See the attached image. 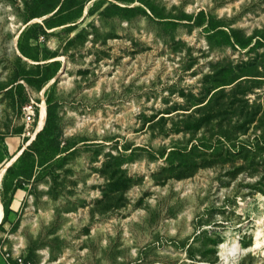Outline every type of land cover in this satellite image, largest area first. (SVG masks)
<instances>
[{
	"label": "rangeland",
	"instance_id": "374dc122",
	"mask_svg": "<svg viewBox=\"0 0 264 264\" xmlns=\"http://www.w3.org/2000/svg\"><path fill=\"white\" fill-rule=\"evenodd\" d=\"M11 162L14 257L225 264L239 242L229 264H264V0H0V173Z\"/></svg>",
	"mask_w": 264,
	"mask_h": 264
},
{
	"label": "trees",
	"instance_id": "16d2710c",
	"mask_svg": "<svg viewBox=\"0 0 264 264\" xmlns=\"http://www.w3.org/2000/svg\"><path fill=\"white\" fill-rule=\"evenodd\" d=\"M74 1H75L76 3L79 2V0H74ZM62 8H63V4H62V6L60 7V9L58 10V12L55 13V14L53 15V17H55V16H56V15L62 10ZM51 10H52V12H53L55 9H51ZM36 17H37V16H33V18H31V19H34V18H36ZM52 21H53L52 18L49 19V20H46V21H45V26H51L50 24L52 23ZM39 29H41V26H39V25L36 24V26H34L33 30L31 31V28H30V29L28 30V32H30V31H31V32H36V31L39 30ZM23 36H24V33L21 34V36H20V38H19L20 42L22 41ZM33 40L37 41V36H34V37H33ZM20 51H21V53L23 54V56H25V57H27V58H31V59H33L34 61H37L36 58H33V57L29 56V55H28V54H27V53L21 48V46H20ZM36 68H37V69H41V65H40V64L36 65ZM44 69H45V74L43 75V77H42L41 80H39V81L26 80L27 84H28L30 87H35V86L41 87V86H43L44 84H46L47 82H49L51 79L56 78L57 75L59 74V73H58V72H59V68L57 67V64H56V63H53V64L50 65V66H46V67H44ZM18 80H19V76L17 77L16 82H17ZM22 85H23V84H21V83L18 84V86H19L21 89H24ZM8 91H9V90H8ZM49 122H50L49 114H47V121H46L45 128L43 129L42 132H40V133L36 136V139L31 143L30 146H28V148H30L33 144H35V142H37V141L40 139V137L42 136V134L46 131ZM28 148H27V149H28ZM24 153H25V151L22 153V155H23ZM22 155H21V156H22ZM10 170H11V168L9 167V168L7 169L6 172H7V173L10 172ZM7 216H8V212H5V217H7Z\"/></svg>",
	"mask_w": 264,
	"mask_h": 264
},
{
	"label": "bare ground",
	"instance_id": "6f19581e",
	"mask_svg": "<svg viewBox=\"0 0 264 264\" xmlns=\"http://www.w3.org/2000/svg\"><path fill=\"white\" fill-rule=\"evenodd\" d=\"M39 21V20H38ZM35 22H37V21H35ZM44 123H45V110H44V108L42 109V112H41V114H40V117H39V119H38V122H37V127H36V130H35V133L32 135V140H34L35 139V137L40 133V132H42L43 131V129H44ZM38 132V133H37ZM21 153L22 152H19L18 153V155L13 159V161H15L20 155H21ZM13 162H11V163H9V165L8 166H6L3 170H2V172L0 173V178H1V176H2V174L3 173H5V171L7 170V168L8 167H10L11 166V164H12ZM1 221H2V213H1V211H0V223H1ZM262 231V230H261ZM261 231H259L258 233H257V237H256V239H255V243H254V245H253V249H252V252L253 251H256V250H259V249H262V247L264 246V240H262V242L260 241V238H261V236H262V233L263 232H261ZM238 241V240H237ZM239 242H235L234 244H233V246L232 247H230V248H228L226 245H222V247H221V256H222V258H224V260H225V264H229V261H230V259H232V260H237L239 257H241V256H243V255H245V254H247L248 252L246 251V250H244L243 248H241V246L238 244ZM234 261H232V262H234ZM223 264V263H222Z\"/></svg>",
	"mask_w": 264,
	"mask_h": 264
},
{
	"label": "built area",
	"instance_id": "2783aa9c",
	"mask_svg": "<svg viewBox=\"0 0 264 264\" xmlns=\"http://www.w3.org/2000/svg\"><path fill=\"white\" fill-rule=\"evenodd\" d=\"M0 258L4 261L5 264H32L31 262L27 261L22 256L18 255L16 257L12 256L8 252H6L0 246Z\"/></svg>",
	"mask_w": 264,
	"mask_h": 264
},
{
	"label": "water",
	"instance_id": "95a60500",
	"mask_svg": "<svg viewBox=\"0 0 264 264\" xmlns=\"http://www.w3.org/2000/svg\"><path fill=\"white\" fill-rule=\"evenodd\" d=\"M33 24V23H32ZM18 38H19V36H18ZM17 38V39H18ZM64 71H65V67H63L62 68V70L60 71V73L58 74V76L55 78V79H57L59 76H61L63 73H64ZM21 84H23V83H21ZM38 133V132H37ZM8 169V168H7Z\"/></svg>",
	"mask_w": 264,
	"mask_h": 264
},
{
	"label": "crops",
	"instance_id": "0c3cea01",
	"mask_svg": "<svg viewBox=\"0 0 264 264\" xmlns=\"http://www.w3.org/2000/svg\"><path fill=\"white\" fill-rule=\"evenodd\" d=\"M0 259H1V258H0ZM1 260H2V259H1ZM2 262H3V264H5L3 260H2Z\"/></svg>",
	"mask_w": 264,
	"mask_h": 264
}]
</instances>
